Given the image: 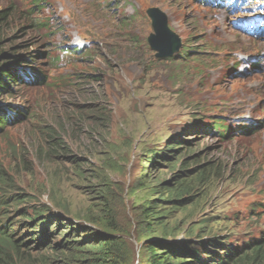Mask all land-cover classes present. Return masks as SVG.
<instances>
[{
    "label": "rangeland",
    "instance_id": "374dc122",
    "mask_svg": "<svg viewBox=\"0 0 264 264\" xmlns=\"http://www.w3.org/2000/svg\"><path fill=\"white\" fill-rule=\"evenodd\" d=\"M11 3L20 19L9 16V27L30 22L37 38L26 28L16 31L14 50L47 49L53 60L46 51L40 61L49 85L18 87L12 95L0 96L30 112L0 131V166L6 174V179L0 176V186L15 184L20 198L63 217L72 228L67 239L84 238L87 245L100 235L115 236L124 243L129 264H142L143 240L162 237L146 228L147 214L153 206L159 209L166 192L158 193V184L175 168L148 154H160L170 143L177 154L213 160L225 172L185 211L164 201L169 211L160 217L177 229L164 238L186 239L187 228L205 218L203 232L195 228V236L209 230L226 240L264 232V129L218 138L194 123L195 116L220 115L238 127L239 115H248L254 106L253 85L264 107V56L262 71L247 70L253 57L264 55V31L250 32L254 39L235 22L249 24L258 11L242 10L240 16L198 5V0H45L33 12V0H0V9ZM151 6L165 12L180 50L190 39V55H156L147 41L153 29L145 9ZM12 28L7 32L13 34ZM76 45H84L83 52H74ZM234 65L244 74L236 76ZM71 102L78 103L76 110L58 132L64 148L52 156L30 129L45 133L62 123L63 107ZM92 112L99 116L95 122ZM260 116L264 118V108ZM26 254L39 257L30 249Z\"/></svg>",
    "mask_w": 264,
    "mask_h": 264
},
{
    "label": "trees",
    "instance_id": "16d2710c",
    "mask_svg": "<svg viewBox=\"0 0 264 264\" xmlns=\"http://www.w3.org/2000/svg\"><path fill=\"white\" fill-rule=\"evenodd\" d=\"M33 2L34 5L29 12L40 8L45 0H33ZM9 16H14L17 20L20 19L13 3L0 9V96H10L19 89L18 87L29 86L32 88L35 85H49V81H47L49 76L40 61L45 59L46 51V58L53 60L47 49L45 51L29 50L25 54H19L14 50L16 47L12 42L16 40L14 37L16 31L26 28L35 39L37 38L31 31L32 24L30 22L22 24L23 26L9 27L11 26L8 24ZM41 24L47 23L41 22ZM11 28L15 30L12 32L13 34L7 32ZM186 42L187 45L169 59L177 57L184 59L190 55L191 49L188 45L190 39L187 38ZM39 43L41 44V41ZM74 50L80 49L75 47ZM19 65L22 68H19ZM77 104L71 102L68 108L63 107L64 113L61 114V118L64 121L56 124L54 128L45 129V133H43L44 129L40 130V133L30 129L31 133L38 134L39 142L46 148V152L53 153L52 156H56L55 152L64 148L58 135V132L62 130L60 125L69 122L68 117L73 115L71 112L76 110ZM28 115L30 112L27 108L13 105L2 99L0 101V131L26 119ZM90 115H96L91 122H95L99 118L97 113L92 112ZM194 121L196 124V116ZM203 125L208 132L213 133L214 129L210 121ZM213 125L218 129L216 131L218 136L222 138L228 132H232L220 120H216ZM236 131L244 133L248 131V128ZM42 138L45 141H42ZM174 146L169 143L165 151L160 154L157 152L156 155L153 154L154 152L148 154L151 160L154 161V158L168 160L170 169L175 168L167 180L158 184L160 191L157 192H166L165 197H162L161 203L158 204L159 209L155 210L157 206H153V210L147 214L149 217L146 220V228L149 231H160L162 237H146L143 240L139 250L142 264H264V232L256 236L239 237L238 239L232 235L225 236L226 240H222L219 235L212 234L209 230L203 235L197 233L199 236H195V233H192L195 228H199L197 232L199 230L203 232V229L200 228L204 227L207 220L205 218L199 225L194 224L187 228L185 231L187 240L168 241L164 238L174 236L175 230H177L174 224L168 225L160 217L165 211H169L166 209L164 201L168 202L174 210L185 211L186 206L197 203L225 172L220 163L217 164L213 160L204 161L196 155L181 156L180 153L177 154L178 149L173 148ZM38 147L41 148V146ZM23 158L21 156L19 160L21 161ZM38 162L40 161L38 160ZM0 176L6 179V174L1 166ZM6 183L8 188L0 186V264H129L127 249L120 238L100 235L87 245H84L87 241L84 238L81 241L79 238L67 239L70 231L72 233V228L65 224L63 217L49 211V208L32 205L27 198H20L17 193L18 186ZM76 232L77 230H73V234ZM29 249L39 257L31 258L26 254ZM86 253L88 255L83 258L75 256V254Z\"/></svg>",
    "mask_w": 264,
    "mask_h": 264
},
{
    "label": "clouds",
    "instance_id": "9594fccd",
    "mask_svg": "<svg viewBox=\"0 0 264 264\" xmlns=\"http://www.w3.org/2000/svg\"><path fill=\"white\" fill-rule=\"evenodd\" d=\"M256 11H258V12L255 15H253V17H255V21H252V22H250L248 24L249 30H251V29L257 30L259 28H262V31H264V17H263L264 12H260V10H258V9ZM246 24H247V22H246ZM261 25H262V27H260ZM74 49H75V46H74ZM79 49L80 50H74V52H83V47L79 48ZM179 49H180V47H179ZM66 50H68V49H66ZM258 59H261V57H259ZM26 65H28V64H26ZM37 66H39V65H37ZM23 67H24V65H23ZM256 76L258 77V80L260 81L261 80L260 79V75H256ZM255 86L256 85L250 86V89H249V90H251V93L254 94V98L255 99H252L253 101L255 100L254 101V106H252L249 109L250 113L248 115H246L245 112H242L239 115V119L241 120V124L238 127H230V125H228L224 121L222 116H220V115H217L216 117H211L210 116V118H208L206 115L201 114L199 117L206 116V117H204L205 120H198V117H196V124H198L199 127H202L203 132L209 133V134L214 135V136H217L218 138H222V137L218 136V134L216 132L218 129H216V127L213 125V123H215L216 120L222 121L226 125V127H228L230 129V131L232 130V132H228L225 135V137H223V138L232 137L235 133H238V134H254L258 130L264 129V118H262V116H260V112H261V110L264 107H263V103H262V99H261L260 94L257 93L256 90L253 89V88H255ZM253 107H255V109H253ZM208 121L211 122V125H212V127L214 129V130H212L213 133L208 132L206 127H205V125H203V123H206ZM259 126H262V127L259 128ZM244 128H248V131H246L244 133H243V131H236L238 129H244Z\"/></svg>",
    "mask_w": 264,
    "mask_h": 264
},
{
    "label": "water",
    "instance_id": "95a60500",
    "mask_svg": "<svg viewBox=\"0 0 264 264\" xmlns=\"http://www.w3.org/2000/svg\"><path fill=\"white\" fill-rule=\"evenodd\" d=\"M147 13L154 30L147 37L150 47L158 51L156 55L159 57L171 56L173 52L179 50L180 38L168 27L164 12H158L157 8L152 7L147 9Z\"/></svg>",
    "mask_w": 264,
    "mask_h": 264
},
{
    "label": "bare ground",
    "instance_id": "6f19581e",
    "mask_svg": "<svg viewBox=\"0 0 264 264\" xmlns=\"http://www.w3.org/2000/svg\"><path fill=\"white\" fill-rule=\"evenodd\" d=\"M217 2H218V3H217ZM216 3L219 4V3H221V1H220V0H216V1H215V4H216ZM66 5H67V3H66ZM67 7H68V6H67ZM145 13H147V12H145ZM245 26L248 28V23H247ZM77 28H78V27H77ZM77 28H76V30H77ZM241 29H245V28H244V27H241L240 30H241ZM165 31H166V30H165ZM172 31H173V30H172ZM244 32H246V29H245Z\"/></svg>",
    "mask_w": 264,
    "mask_h": 264
}]
</instances>
